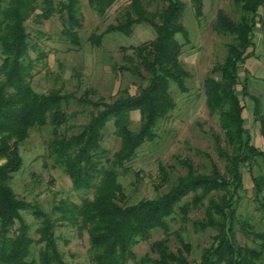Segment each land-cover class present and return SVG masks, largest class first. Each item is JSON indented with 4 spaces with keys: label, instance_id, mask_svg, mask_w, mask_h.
I'll return each instance as SVG.
<instances>
[{
    "label": "trees",
    "instance_id": "16d2710c",
    "mask_svg": "<svg viewBox=\"0 0 264 264\" xmlns=\"http://www.w3.org/2000/svg\"><path fill=\"white\" fill-rule=\"evenodd\" d=\"M116 1L90 0V3L102 15ZM191 1L200 16L204 0ZM234 1L242 10L238 20L224 9L217 12L214 30L229 34L232 39L227 44L224 61L212 70L219 75L207 76L204 83L206 105L211 114L219 116L226 141L232 148L216 144L219 156L227 161L226 171L221 172L211 162L210 171L201 172L186 158L187 172L179 175L167 192L128 203L120 177L132 169L138 149L155 139L159 121L175 109L172 85L186 90L185 81L190 73L181 61L183 44L178 39L179 34L186 35L182 21L186 2L130 1L121 21L111 25L108 31L130 36L135 25L141 22L154 28V39L124 47L126 64L122 68L140 76L147 84L141 85L135 94L125 91L112 102H92L97 112L91 114L78 133L66 135L62 127L69 119L64 108L69 95L58 90L41 93L31 84L36 59L30 54L33 45L27 21L33 16L47 19L58 12L65 23L64 33L78 43L76 28L82 23L80 1L0 0V264H66L54 232L55 223L34 208L36 216L43 217L38 229L42 247L38 259L30 258L35 240L22 215L30 204L18 197L11 186L13 174L23 163L21 145L31 128L46 125L52 128L48 144L50 157L72 178L75 189L93 194L92 198L84 197L80 204L64 202L59 210L63 219L87 230L94 264H129L134 258L133 246L148 240L157 228L164 229L166 237L152 244L151 251L158 257L149 258L147 261L151 264H264V232L254 234L253 245L238 243L235 234L237 206L244 190V167L252 175L255 199L264 214V175H254V166L258 157L264 158V151L252 143L247 133L246 106L238 88L240 68L254 55L255 30L258 25L264 28V0ZM154 2L158 5L150 10L149 5ZM134 111L141 114L136 130L132 128ZM261 121L264 133V119ZM108 122L113 123L114 132L121 140L119 150L112 157L101 145ZM159 170L161 182H168L169 174L163 163ZM189 194L192 198L182 203ZM200 207H205L206 213L202 227H212L217 233L214 244L204 249L201 259L191 261L181 249L170 248L168 219L177 209L185 219L193 208ZM175 233L183 247L190 250L188 243Z\"/></svg>",
    "mask_w": 264,
    "mask_h": 264
},
{
    "label": "rangeland",
    "instance_id": "374dc122",
    "mask_svg": "<svg viewBox=\"0 0 264 264\" xmlns=\"http://www.w3.org/2000/svg\"><path fill=\"white\" fill-rule=\"evenodd\" d=\"M79 1L82 23L76 28L78 43L64 33L65 23L58 12L47 19L33 16L27 21L33 45L30 54L36 59L31 84L41 93L58 90L63 95H69L64 103L69 119L62 127L66 135L78 133L81 126L90 120L91 114L97 112L98 108L92 102H112L125 91L135 94L141 85L147 84L140 76L122 68L126 64L124 47L139 45L156 36L154 28L145 22L136 24L130 36L119 31H108L111 25L121 21L131 0H117L102 15L91 6L90 0ZM184 1L186 9L182 21L186 35L179 34L178 39L183 44L181 61L190 76L186 78L185 91L176 84L172 85L175 109L159 121L155 139L138 149L131 163L132 169L120 177L128 203L155 198L167 192L172 182L187 172L184 165L186 158L191 159L201 172L208 173L211 162L221 172L226 171L227 161L219 156L216 144L219 142L226 149L232 148L226 141L219 116L211 114L206 105L204 83L207 76L219 75L212 70L224 61L227 44L232 39L231 35L214 30L218 10L224 9L236 20L242 10L234 0H204L202 14L197 16L192 1ZM157 5L154 2L149 9L154 10ZM253 40L254 55L240 68L241 84L238 88L242 103L246 106L247 133L252 143L264 151L261 121L264 119V28L260 25L255 30ZM41 55L42 58L37 59ZM131 117L132 128L136 130L141 123V114L134 111ZM51 130V125L31 128L28 138L20 147L22 166L11 180L17 196L30 204L29 209L22 211L29 225V234L35 240L30 258L38 259L42 247L38 242L41 237L38 229L43 217H37L34 208L48 215L55 223L54 232L66 264H94L87 230L63 219V213L59 210L64 202L80 204L84 197L92 198L93 194L75 189L72 178L50 157L48 144L52 138ZM114 130L113 123L108 122L101 141L109 157L121 146V140ZM4 161L1 160V163ZM257 161L254 175H264V158L258 157ZM161 163L168 171V182H161ZM243 172L244 190L240 193L237 206L235 234L238 243L253 245L254 234L264 232V214L255 199L252 175L246 167ZM191 198L192 194H189L181 202ZM204 220L205 207L193 208L185 219L177 209L168 219L170 248L174 251L181 249L191 261H199L204 249L214 244L217 233L212 227H202ZM175 232L188 243L190 250L183 247ZM165 237L164 229H154L148 240L139 241L133 246L134 258L129 260V264H141L142 260L145 264H151L147 260L158 257L151 251L152 244Z\"/></svg>",
    "mask_w": 264,
    "mask_h": 264
}]
</instances>
